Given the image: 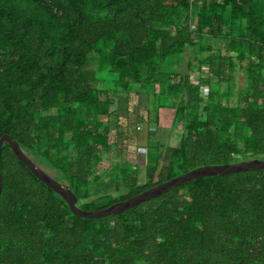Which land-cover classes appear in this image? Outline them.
I'll return each instance as SVG.
<instances>
[{
	"label": "trees",
	"instance_id": "16d2710c",
	"mask_svg": "<svg viewBox=\"0 0 264 264\" xmlns=\"http://www.w3.org/2000/svg\"><path fill=\"white\" fill-rule=\"evenodd\" d=\"M131 95L157 106V123L161 101L176 106L177 142L147 141L143 182L111 160ZM6 135L87 212L200 167L264 160V0H0ZM0 164V264H264V170L81 218L8 144Z\"/></svg>",
	"mask_w": 264,
	"mask_h": 264
},
{
	"label": "water",
	"instance_id": "95a60500",
	"mask_svg": "<svg viewBox=\"0 0 264 264\" xmlns=\"http://www.w3.org/2000/svg\"><path fill=\"white\" fill-rule=\"evenodd\" d=\"M5 144H8L15 154V156L25 164L29 170L48 188L53 190L55 193L60 195L68 204L71 212L81 218H104L112 215H119L128 212L143 202L149 201L151 199L157 198L164 193L184 184L189 181L200 180L209 177L226 176L241 172L249 171H261L264 170V160L253 159L250 161H240L237 163H232L228 165L219 166H204L197 168L191 172H188L182 176H179L169 182H166L160 186L143 192L129 200L117 203L107 209L87 212L79 207V201L75 194L73 193L70 186L65 183L59 182L56 179V175L44 168L42 165L33 161L27 153L21 148V146L14 141L10 136L6 135L0 139V163H1V151ZM3 188V175L1 171L0 164V197Z\"/></svg>",
	"mask_w": 264,
	"mask_h": 264
},
{
	"label": "rangeland",
	"instance_id": "374dc122",
	"mask_svg": "<svg viewBox=\"0 0 264 264\" xmlns=\"http://www.w3.org/2000/svg\"><path fill=\"white\" fill-rule=\"evenodd\" d=\"M205 71H207V69H205ZM243 72L242 68H238L234 74V84L236 88L242 87L244 83ZM193 74H195V72ZM222 87L226 88L225 85ZM149 100L150 99L146 95H131L128 113L126 112L124 114L126 117L121 119V125L128 134L127 141L120 147L123 150L122 158H119L115 152L111 156L113 164L128 160L138 166L141 169V182H143L145 176L147 141L150 140L151 143L159 142L162 145H167V147L174 146L177 142L176 133L173 131L171 132L170 129L176 106L174 103H169L167 101H163L162 103L161 101V106L165 108L161 110V120L157 123L155 121L156 118L149 114V112H151V115H155L157 106L153 105ZM233 101H235V97ZM135 130H137V133ZM111 142H115V135L112 136Z\"/></svg>",
	"mask_w": 264,
	"mask_h": 264
}]
</instances>
